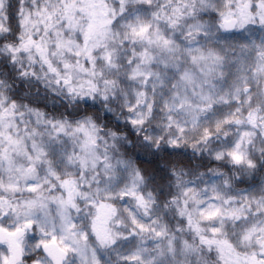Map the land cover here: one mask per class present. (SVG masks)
<instances>
[{"label":"snow or ice","instance_id":"6c2138e0","mask_svg":"<svg viewBox=\"0 0 264 264\" xmlns=\"http://www.w3.org/2000/svg\"><path fill=\"white\" fill-rule=\"evenodd\" d=\"M0 264H264V0H0Z\"/></svg>","mask_w":264,"mask_h":264}]
</instances>
